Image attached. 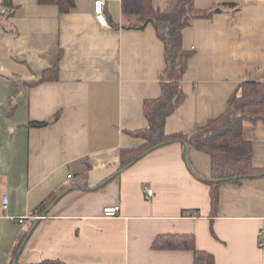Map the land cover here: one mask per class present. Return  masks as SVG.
Listing matches in <instances>:
<instances>
[{
  "label": "crops",
  "instance_id": "crops-1",
  "mask_svg": "<svg viewBox=\"0 0 264 264\" xmlns=\"http://www.w3.org/2000/svg\"><path fill=\"white\" fill-rule=\"evenodd\" d=\"M94 1L60 13L36 0H0V264H194L191 250L152 248L162 233L193 234L214 264H264V176L221 184L212 214L210 188L188 166L208 177L205 152L173 141L118 170L121 148L141 143L127 131L147 126L143 103L160 93L163 43L150 24L124 26L121 0H103L100 26ZM176 2L153 0L162 12ZM194 6L213 13L182 31L193 53L166 133L221 115L241 82H264V0ZM59 54L58 79L29 86ZM242 136L264 169V124L244 125ZM108 206L118 214L103 216Z\"/></svg>",
  "mask_w": 264,
  "mask_h": 264
},
{
  "label": "trees",
  "instance_id": "trees-1",
  "mask_svg": "<svg viewBox=\"0 0 264 264\" xmlns=\"http://www.w3.org/2000/svg\"><path fill=\"white\" fill-rule=\"evenodd\" d=\"M10 5L9 0H3ZM40 4H53L60 13L69 12L75 0H36ZM121 12L127 28L143 29L153 26L156 36L163 43L164 69L160 75V93L157 97L146 99L143 114L147 126L127 131L141 140L135 147H123L120 150V165L124 169L139 158L150 147L165 145L173 141L187 143L190 149L205 152L210 158V175H198L188 162L191 172L210 188L212 214L216 213L219 201V186L227 182H239L247 178L263 177L264 169L254 167L252 163V145L242 136L246 124H264V82L245 81L231 94L221 115L209 119L188 133L164 131L166 118L182 103L184 95L180 89L182 76L187 68L192 50L182 47V31L195 19L210 17L213 11L200 10L194 6V0H177L169 12H162L154 6L153 0H121ZM60 54L43 71L40 79L29 81L35 85L42 81L58 79ZM58 118L55 115L51 120ZM49 121L36 122L45 125ZM158 146V147H159ZM187 159V153L183 152ZM226 179V180H221ZM32 225V224H31ZM25 233L14 247L13 255ZM154 249H186L193 252L194 264H214L212 254L199 250L195 246V237L191 233H162L155 236L151 244ZM36 264H64L59 260L41 261Z\"/></svg>",
  "mask_w": 264,
  "mask_h": 264
},
{
  "label": "built area",
  "instance_id": "built-area-1",
  "mask_svg": "<svg viewBox=\"0 0 264 264\" xmlns=\"http://www.w3.org/2000/svg\"><path fill=\"white\" fill-rule=\"evenodd\" d=\"M103 0H96L94 1V14L97 23L100 26H107V20L103 13ZM71 175H68L70 177ZM145 197L150 198L153 194V190L150 187H146L145 189ZM3 207H6V199L3 197ZM118 206H108L103 209V216L105 217H114L118 214ZM26 217H20L17 219L18 223H24ZM258 247L260 248L261 252L264 254V217H263V225L258 231Z\"/></svg>",
  "mask_w": 264,
  "mask_h": 264
},
{
  "label": "water",
  "instance_id": "water-1",
  "mask_svg": "<svg viewBox=\"0 0 264 264\" xmlns=\"http://www.w3.org/2000/svg\"><path fill=\"white\" fill-rule=\"evenodd\" d=\"M158 146H159V144L150 147V148L147 149L144 153H142V155H144L145 153L149 152V151L152 150V149L157 148ZM184 146H185V149L188 151V149H189L188 144H187V143H184ZM137 159H138V158L132 160V161L129 163V165H131V164H132L133 162H135ZM129 165H128V166H129ZM128 166H126V167H128ZM126 167H125V168H126ZM221 180H226V179H221ZM32 228H33V226L29 229V231H28L27 234L25 235V237H24V239H23V241H22V243H21V245H20V248L23 247V245H24V243L26 242V240H27V238H28L30 232L32 231ZM19 251H20V249L18 250V253H19ZM18 253H17V254H18ZM16 261H17V259H16V257H15V258L13 259V261H12V264H16Z\"/></svg>",
  "mask_w": 264,
  "mask_h": 264
}]
</instances>
